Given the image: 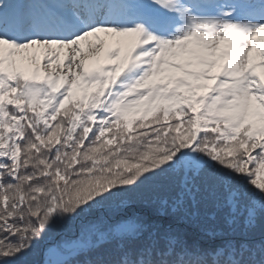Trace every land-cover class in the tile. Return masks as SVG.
Segmentation results:
<instances>
[{
    "label": "snow or ice",
    "instance_id": "snow-or-ice-1",
    "mask_svg": "<svg viewBox=\"0 0 264 264\" xmlns=\"http://www.w3.org/2000/svg\"><path fill=\"white\" fill-rule=\"evenodd\" d=\"M262 174L264 0H0V264H264Z\"/></svg>",
    "mask_w": 264,
    "mask_h": 264
},
{
    "label": "trees",
    "instance_id": "trees-1",
    "mask_svg": "<svg viewBox=\"0 0 264 264\" xmlns=\"http://www.w3.org/2000/svg\"><path fill=\"white\" fill-rule=\"evenodd\" d=\"M139 115H142V113H140V114H136L135 116H130V117H129V120H130V121L136 120V119L138 118ZM149 118H150V117H149ZM133 127H134V125H133ZM115 146H116V142L114 141L113 144H112V145H109L108 147L111 148V147H115ZM261 180H262V182H264V174H262V176H261Z\"/></svg>",
    "mask_w": 264,
    "mask_h": 264
}]
</instances>
